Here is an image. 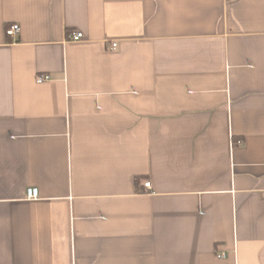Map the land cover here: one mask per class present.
Returning a JSON list of instances; mask_svg holds the SVG:
<instances>
[{"label":"crops","instance_id":"obj_1","mask_svg":"<svg viewBox=\"0 0 264 264\" xmlns=\"http://www.w3.org/2000/svg\"><path fill=\"white\" fill-rule=\"evenodd\" d=\"M0 264H264V0H0Z\"/></svg>","mask_w":264,"mask_h":264},{"label":"built area","instance_id":"obj_2","mask_svg":"<svg viewBox=\"0 0 264 264\" xmlns=\"http://www.w3.org/2000/svg\"><path fill=\"white\" fill-rule=\"evenodd\" d=\"M20 31V28L18 25H11L9 26L6 30H5V34L8 36V37H14L16 34H18ZM69 38L70 40L73 42H78V41H81L83 39V34L81 32H70L69 33ZM117 47V44L116 43H112L111 46H110V50H115ZM50 80V77L48 75H42V76H38L36 78V83L37 84H43L45 82H48ZM143 188L144 189H149L150 188V183L149 182H146V183H143ZM38 196H39V193H38V189L37 187L36 188H28L26 190V199L27 200H37L38 199ZM225 255H220L218 256V258H224Z\"/></svg>","mask_w":264,"mask_h":264},{"label":"trees","instance_id":"obj_3","mask_svg":"<svg viewBox=\"0 0 264 264\" xmlns=\"http://www.w3.org/2000/svg\"><path fill=\"white\" fill-rule=\"evenodd\" d=\"M7 28H8V27H7ZM7 28H6V29H7ZM137 182H138V180H137ZM137 182H136V183H137Z\"/></svg>","mask_w":264,"mask_h":264}]
</instances>
